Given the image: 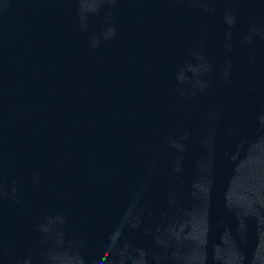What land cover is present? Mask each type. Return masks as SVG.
<instances>
[{"label":"water","instance_id":"1","mask_svg":"<svg viewBox=\"0 0 264 264\" xmlns=\"http://www.w3.org/2000/svg\"><path fill=\"white\" fill-rule=\"evenodd\" d=\"M0 264H264V0H0Z\"/></svg>","mask_w":264,"mask_h":264}]
</instances>
